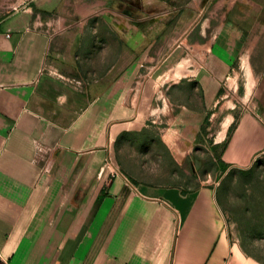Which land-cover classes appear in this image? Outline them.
<instances>
[{"label": "crops", "instance_id": "crops-1", "mask_svg": "<svg viewBox=\"0 0 264 264\" xmlns=\"http://www.w3.org/2000/svg\"><path fill=\"white\" fill-rule=\"evenodd\" d=\"M71 1L0 0V262L262 264L230 238L215 186L143 179L119 142L160 116V87L192 83L197 103L155 125L174 162L238 92L250 106L207 148L226 169L264 154V0Z\"/></svg>", "mask_w": 264, "mask_h": 264}, {"label": "rangeland", "instance_id": "rangeland-1", "mask_svg": "<svg viewBox=\"0 0 264 264\" xmlns=\"http://www.w3.org/2000/svg\"><path fill=\"white\" fill-rule=\"evenodd\" d=\"M73 1L67 4L64 11L74 13L82 10L81 6ZM169 2H171V5L175 3L174 0H169ZM169 6H164L163 10ZM84 7V10L101 12L105 10L106 4L97 3L95 6L87 4ZM219 10L224 11L225 9L224 7L215 9V5L207 7L209 13H215ZM72 21L71 27L73 28H70L69 33H74V30L80 27L76 23L77 20ZM257 26L261 28V22ZM69 38L70 36L66 37L67 40ZM256 63L259 64L258 70L261 71L264 66V52L260 53V58ZM161 70L163 69L161 68ZM254 86L251 88L254 89ZM239 87H241L240 90L244 89L242 85H239ZM160 90L162 92H158V95L161 93L160 98L164 97L162 103H160L162 104L159 108L160 116L157 118L150 116L147 122V130L138 137L122 138L128 142H125V144L119 142L121 155L125 156L126 160L130 162L131 156L127 153V143L137 145L134 149L136 152L134 157L138 163L129 165L137 167L136 172L140 174L139 177L154 183L180 184L191 188L204 184L215 186L217 204L224 215L230 238L240 246L246 255L264 264V154L254 158L248 167L251 169V175L248 177L241 174L237 168H227L225 171H220V165L216 164L212 158V151L207 148L209 142H212L213 129H219L229 121L228 117L222 119L224 113L231 114L233 112L237 116L240 111L242 112L250 106L252 101L246 98V94L242 97L240 92H238L239 95L237 93L229 94L227 100L222 101L226 102L223 115L222 112L216 109L217 113L213 117L215 120L213 122L215 123L214 127L210 125L212 123L210 121H204L201 124L198 133L194 136L195 144L193 148H189L191 158L187 162L178 163L174 162V158L165 146L160 147L159 136L161 132L155 128V125L161 124L166 127L172 123L176 124L179 121L176 114L182 110V106L197 103L195 99L197 92L192 83L173 86L165 84L160 87ZM228 91L231 92L229 88ZM176 134L180 138L179 145L184 146L180 148V151H182L186 148L185 144L181 142L185 140L184 137L190 134ZM207 134L211 135L206 137Z\"/></svg>", "mask_w": 264, "mask_h": 264}, {"label": "trees", "instance_id": "trees-1", "mask_svg": "<svg viewBox=\"0 0 264 264\" xmlns=\"http://www.w3.org/2000/svg\"><path fill=\"white\" fill-rule=\"evenodd\" d=\"M206 122V120H205ZM220 165V171H225L226 170V167H224V165L222 164H219ZM241 174H244L245 176L247 175L248 177L251 175V169L250 168H247V169H239ZM248 177H245V178H248Z\"/></svg>", "mask_w": 264, "mask_h": 264}, {"label": "built area", "instance_id": "built-area-1", "mask_svg": "<svg viewBox=\"0 0 264 264\" xmlns=\"http://www.w3.org/2000/svg\"><path fill=\"white\" fill-rule=\"evenodd\" d=\"M36 150H37V154H43V155H45V152L46 151H44V153L42 152L43 151V149L42 148H39V147H36ZM44 157V156H43ZM42 158V157H41ZM40 158V159H41ZM42 160H43V158H42ZM0 260H1V258H0ZM0 264H5L4 263V261H2V262H0Z\"/></svg>", "mask_w": 264, "mask_h": 264}]
</instances>
